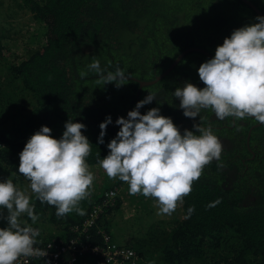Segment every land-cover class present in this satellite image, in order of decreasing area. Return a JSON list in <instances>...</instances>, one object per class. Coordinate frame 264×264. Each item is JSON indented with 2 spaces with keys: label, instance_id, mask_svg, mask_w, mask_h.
<instances>
[{
  "label": "trees",
  "instance_id": "16d2710c",
  "mask_svg": "<svg viewBox=\"0 0 264 264\" xmlns=\"http://www.w3.org/2000/svg\"><path fill=\"white\" fill-rule=\"evenodd\" d=\"M250 1L264 14V0ZM19 4L30 12L37 27L20 38L0 30V87L13 85L15 93L19 91L22 99L30 96L34 104L26 115L0 121V180L11 178L14 183L30 184L18 172L19 153L41 126L51 128V135L59 139L68 120L86 125L82 131L92 144L87 162L95 179L90 189L94 195L79 205L85 215L73 211L57 217L54 206L33 196L38 217L58 226L47 239L66 241L76 236L74 229L82 226L93 205L102 204L104 193L123 184L107 175L100 183L106 172L98 161L108 154L107 144L120 129L115 121L127 118L137 102L154 92L156 100L144 105L141 114L158 107L182 133L178 120L186 117L173 93L183 79L202 82L198 68L208 58L191 51L158 82L139 90L138 80L153 79L188 47H201L214 56L225 37L234 29L258 22L255 18L259 15L241 0H21ZM94 57L102 69L115 72L118 66L124 70L130 75L128 83L120 88L114 82L97 84V74L87 67ZM81 71L87 73L84 78L79 75ZM109 115L112 123L100 144L99 125ZM200 117L204 118L203 125L213 126L215 135L220 133L216 126L221 122L234 124L231 128L222 126L221 133L228 136L241 129L240 150L223 149L218 161L205 166L190 195L184 197L182 218L150 227L129 247L139 255L140 264L153 262V254L159 257L155 264H264V149L260 146L264 125L253 128L249 138L250 148L260 159L246 160V167L242 158L250 152L244 137L257 121L233 117L219 120L210 109L202 110ZM200 117L193 119L194 123H199ZM189 128L195 131L192 124ZM232 164L238 172L227 177ZM218 198L221 202L209 208ZM193 206L189 217L188 209ZM112 208L103 207L94 223L82 232L84 240L102 242L100 231L109 232L105 215ZM30 264L43 261L32 260Z\"/></svg>",
  "mask_w": 264,
  "mask_h": 264
},
{
  "label": "clouds",
  "instance_id": "9594fccd",
  "mask_svg": "<svg viewBox=\"0 0 264 264\" xmlns=\"http://www.w3.org/2000/svg\"><path fill=\"white\" fill-rule=\"evenodd\" d=\"M255 19L258 22L234 29L216 47L214 57L201 63L198 76L203 88L191 82L176 88L173 94L180 100L185 117L195 119L202 110L210 109L219 120L254 118L264 125V16ZM87 67L97 74V84L114 82L120 88L128 83L130 75L124 70L118 66L115 72L102 69L95 57ZM79 75L84 78L87 73L81 71ZM156 98V93L148 92L127 118L115 121L120 129L107 144L108 154L98 162L109 179L118 178L129 185L130 195L152 197L158 215H171L190 195L205 166L220 159L223 145L210 123L202 126V117L193 124L195 131L184 129L182 134L158 107L141 114L140 109ZM111 123L109 115L99 125L98 143H104ZM85 128L83 123L68 120L61 138L56 139L51 128L41 126L19 153L18 172L30 181L28 188L22 190L11 178L0 180V220L7 221L6 227H0V264L47 255V251L34 247L40 229L21 219L26 215L33 224L39 219L33 196L54 206L57 217L73 211L85 215L79 205L91 194L95 179L87 162L92 144L83 134ZM220 202L218 198L208 207ZM194 210V206L189 207V217Z\"/></svg>",
  "mask_w": 264,
  "mask_h": 264
},
{
  "label": "rangeland",
  "instance_id": "374dc122",
  "mask_svg": "<svg viewBox=\"0 0 264 264\" xmlns=\"http://www.w3.org/2000/svg\"><path fill=\"white\" fill-rule=\"evenodd\" d=\"M18 3H21V0H0V30H2L5 35L12 38H20L27 30L32 29L34 26L37 27L30 12L25 8L23 9V5H18ZM0 88V121L9 120L11 116L17 114L26 115L29 112L32 104H34L30 96L22 99L19 95V91L16 93L14 92L13 85H3V87ZM3 91L7 92L8 96H5ZM22 100L24 101L23 105L21 104ZM6 129L11 128L10 126H6ZM106 175L107 174L104 173L103 177L100 179V183L105 181ZM14 184L22 190L29 186V183L18 181ZM93 195L94 194H90L88 197H92ZM117 196L119 199L111 205L113 208L105 215V221L109 223V232L107 233L111 236L113 241L122 245L130 246V244L144 236L150 227L182 218L184 215L182 204H179L171 215H158L156 200L152 197L146 198L141 194L130 195L129 185L125 182L118 188ZM103 207L98 212V216L102 212ZM4 214L7 215L6 210H4ZM96 217L97 213L94 219ZM21 219L27 221L32 227L39 228V239L42 240H47V236L53 232L52 229L58 228V226L45 221L42 217H39L34 224L30 223L32 221H29L25 215L22 216ZM0 226L6 227L7 221L0 220ZM153 259H155L153 262L150 260L146 262L145 259L146 264H155L158 262L156 261L159 260L157 254H153ZM80 263L83 264L82 262ZM84 264H94V262L91 258H87Z\"/></svg>",
  "mask_w": 264,
  "mask_h": 264
},
{
  "label": "built area",
  "instance_id": "2783aa9c",
  "mask_svg": "<svg viewBox=\"0 0 264 264\" xmlns=\"http://www.w3.org/2000/svg\"><path fill=\"white\" fill-rule=\"evenodd\" d=\"M2 145L0 144V149ZM117 191V187L110 189L104 193L102 204L93 205L89 217L82 226L74 229L77 232L75 237L66 241L42 240L37 237L39 242L34 247L47 251V255L45 257H21L17 264H30L32 260L43 261V264H75L82 258H91L94 264H140L141 259L133 248L113 241L108 233L100 231L102 235L100 244L84 240L86 235L82 234L94 223L96 213V218H98V212L103 206L113 205Z\"/></svg>",
  "mask_w": 264,
  "mask_h": 264
},
{
  "label": "flooded vegetation",
  "instance_id": "af4514ba",
  "mask_svg": "<svg viewBox=\"0 0 264 264\" xmlns=\"http://www.w3.org/2000/svg\"><path fill=\"white\" fill-rule=\"evenodd\" d=\"M185 82H191L194 85H196L198 88H203L204 87V85H203L202 82L193 81L192 79H183L182 86L184 85ZM176 100L180 103V100L178 98H176ZM231 119H232V117H231ZM240 123L242 124L243 121H241ZM178 124L182 128V133H183L184 129L190 130L189 127L191 126V124L193 126V124H195V123H194L193 118H187V117L186 118H183V117H181L178 120ZM233 125L234 124L232 123V125L228 126L226 124H222V122H221V123L218 124V126H216V128H218V130L220 131L219 135H216V136L221 141L224 150H227L229 148L232 149V150H234V151H237V149L240 150V145H239L238 139H239V137H243V135L239 134V132L241 131V129H237L236 132H235V134L234 135H231V136H228L224 132L221 133L222 126L231 128ZM258 125H260L259 122H254L246 130V136L244 137V139H245V145L248 148V151L250 152V155L244 154V157L242 158V161H243L244 164H245V161L246 160L260 159V157H256V155H255L256 152L254 150H252L250 148V146H249V138L251 137L252 130H253V128L257 127ZM202 126L208 127V125H202ZM211 127H213V126L211 125ZM237 146H238V148H237ZM260 146L262 147V149H264V141H263L262 138H261V141H260ZM240 154H239V157H242ZM231 166H232L231 169L230 170H227V172H226L227 173V177H233L238 172V168H237V166L235 164H232ZM246 167H247V165H246Z\"/></svg>",
  "mask_w": 264,
  "mask_h": 264
},
{
  "label": "water",
  "instance_id": "95a60500",
  "mask_svg": "<svg viewBox=\"0 0 264 264\" xmlns=\"http://www.w3.org/2000/svg\"><path fill=\"white\" fill-rule=\"evenodd\" d=\"M241 1L243 3H245L246 5H248L259 16H264V14L262 13V11L259 8H257V6L255 4H253L250 0H241ZM191 51L200 52V53L204 54L208 59H211V58L214 57L207 50H205V49H203L201 47H196V46L188 47V48L184 49L182 52H180L175 57V59L171 62V64L162 73L156 75L153 79H151V80H138L139 90L143 86L152 85V84L158 82L165 75H167L187 53H189Z\"/></svg>",
  "mask_w": 264,
  "mask_h": 264
}]
</instances>
